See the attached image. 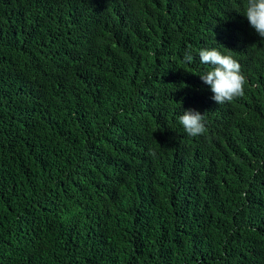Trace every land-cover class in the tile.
<instances>
[{
  "label": "trees",
  "instance_id": "obj_1",
  "mask_svg": "<svg viewBox=\"0 0 264 264\" xmlns=\"http://www.w3.org/2000/svg\"><path fill=\"white\" fill-rule=\"evenodd\" d=\"M168 1L0 0V264H264V37L247 0ZM202 48L243 96L206 102Z\"/></svg>",
  "mask_w": 264,
  "mask_h": 264
},
{
  "label": "clouds",
  "instance_id": "obj_2",
  "mask_svg": "<svg viewBox=\"0 0 264 264\" xmlns=\"http://www.w3.org/2000/svg\"><path fill=\"white\" fill-rule=\"evenodd\" d=\"M127 11L128 8L122 4L117 8L114 18L122 19L129 27ZM216 12L220 11L209 9L207 15ZM244 15L256 33L260 37H264V0H247ZM198 55L202 64L211 66L206 72L198 75L195 83L197 90L204 91L205 96L203 98L207 103L221 107L224 103L231 102L234 98L244 95L246 80H250V77L244 69H241L240 63L232 55L222 54L216 48H202L199 50ZM184 60L187 63L192 62L193 56L190 51L185 54ZM195 110L188 109L179 116V123L189 136L203 137L209 142H213L212 133H219L223 128L231 133L230 137L232 136V128L226 113L217 112L221 121V128L218 129L210 125L206 105H197ZM226 122L229 123V126L226 125ZM151 154L155 155V153ZM101 212L105 215L103 208H101Z\"/></svg>",
  "mask_w": 264,
  "mask_h": 264
}]
</instances>
